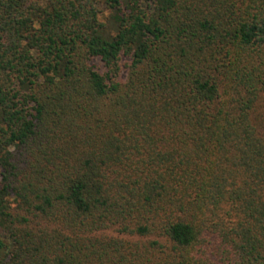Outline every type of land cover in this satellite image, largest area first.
<instances>
[{
	"label": "trees",
	"instance_id": "1",
	"mask_svg": "<svg viewBox=\"0 0 264 264\" xmlns=\"http://www.w3.org/2000/svg\"><path fill=\"white\" fill-rule=\"evenodd\" d=\"M0 264H264V0H0Z\"/></svg>",
	"mask_w": 264,
	"mask_h": 264
},
{
	"label": "rangeland",
	"instance_id": "2",
	"mask_svg": "<svg viewBox=\"0 0 264 264\" xmlns=\"http://www.w3.org/2000/svg\"><path fill=\"white\" fill-rule=\"evenodd\" d=\"M92 62L100 71H103V67L101 66L100 62L97 59H93ZM120 77L121 78L125 77V69H123L122 74H121Z\"/></svg>",
	"mask_w": 264,
	"mask_h": 264
}]
</instances>
